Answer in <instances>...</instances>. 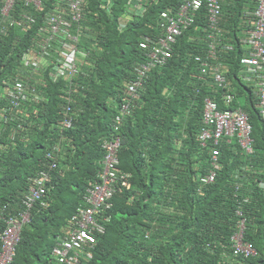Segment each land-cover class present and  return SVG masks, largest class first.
Here are the masks:
<instances>
[{
  "label": "trees",
  "instance_id": "trees-1",
  "mask_svg": "<svg viewBox=\"0 0 264 264\" xmlns=\"http://www.w3.org/2000/svg\"><path fill=\"white\" fill-rule=\"evenodd\" d=\"M3 2L0 235L6 220L24 209L22 200L35 179L43 172L50 175L45 193L22 225L10 264L52 261L57 235L82 203L85 189L100 181L102 141L114 135L120 136L118 170L129 173L128 184L116 183L112 205L97 214L105 231H94V247L85 246L93 256L82 255V264H264V120L257 89L239 75L246 51L242 38L252 26L248 11L256 1L223 0L218 35L202 7L177 36L166 61L154 63L144 74L139 71L146 50L140 42L164 34L160 14L175 12L181 0H145L141 14L130 10L129 0H84L79 22L70 21L66 0H43L39 7L16 0L9 20L1 18ZM58 10L69 23L62 30L77 39L60 33L46 48L47 17ZM214 40L217 54L209 61L221 63L225 88L197 59L207 57ZM70 41L78 54L86 53L83 64L72 78L54 81L53 65L46 63L52 64ZM139 77L141 84L131 93L127 84ZM15 78L32 84L38 80L41 98L23 100L7 111L5 80ZM227 91L235 94L230 106L248 114L252 153L235 136L223 135L218 144L200 138L207 127L205 99L225 109ZM123 103L127 110L117 122ZM67 106L72 113L68 127L62 124ZM215 147L219 155L213 164ZM50 160L56 165L48 169ZM210 169L216 173L214 180L202 182ZM238 210L245 217L243 239L255 248L247 256L233 253ZM1 247L0 237V252Z\"/></svg>",
  "mask_w": 264,
  "mask_h": 264
},
{
  "label": "built area",
  "instance_id": "built-area-1",
  "mask_svg": "<svg viewBox=\"0 0 264 264\" xmlns=\"http://www.w3.org/2000/svg\"><path fill=\"white\" fill-rule=\"evenodd\" d=\"M34 3L37 7L42 5L43 0H27ZM223 0H181L175 12H161V18L164 21L162 27L165 26L164 34L159 36L156 41L150 42L142 40L140 46L146 50V61L141 66V74H144L154 63L162 64L171 55L173 43L176 42L177 36L180 35L182 29L191 24L194 15L201 8H206L208 22L214 30L218 26V18L222 12ZM12 0L7 1L9 8ZM84 0H66V8L70 13V21L79 22L83 18ZM131 5L140 11L143 7L142 0H132ZM6 8V9H7ZM252 26L243 36L242 42L246 46L245 54L240 57L239 75L246 83H251L255 86L258 92L259 110L264 120V0H256V5L252 10L248 11ZM49 21V33L46 37L47 47H51V40L57 34L70 39H77L72 33H69L66 28L68 25L67 19L63 16L62 11L53 12L47 17ZM214 47L213 44H211ZM64 51L61 55L53 59V65L50 71L53 78L56 80L60 77L69 78L78 74L80 65L84 60L86 53L80 55L71 43L63 44ZM214 50L208 54L213 57ZM35 59V57L32 56ZM29 60V59H27ZM35 71L38 72L36 68ZM214 82L225 87L227 84L223 70L218 66L213 72ZM36 84L38 80L35 81ZM43 81H41V84ZM4 92L9 101L8 108L14 109L20 107L22 101L34 100L41 98V92H38L36 84L27 83L21 78L5 80ZM141 84V78L134 79L127 84V88L131 93H135L137 87ZM235 99L232 92H225L223 101L226 105L225 109H220L218 103L206 98L204 104V122L207 127L202 129L200 138L205 141L213 138L214 144H218V140L223 136L238 137L240 145L247 153L253 152L252 126L248 119V114L240 106L231 107L230 104ZM127 103H123L120 108V113L116 116V121L119 122L123 113L127 110ZM69 110L70 108L67 107ZM71 116L68 115L64 122L69 125ZM102 149L104 150L103 170L99 173L100 181L88 186L83 195L82 204L77 206L76 210L68 218L67 224L63 228V233L57 235L56 242L51 250L52 261L48 264H82V255L84 258L90 259L93 256V251L85 249V246L93 248L96 243V235L94 231L103 233L104 225L98 220L97 214L101 209L109 208L112 205L111 198L117 189L116 183L121 185L128 184L129 173L120 172L118 165L120 159L118 150L120 147V136L114 135L111 138L102 141ZM219 149L215 147L212 152V163L216 164L218 159ZM49 158H53L51 153H48ZM49 166H55V162H49ZM215 171L211 169L208 174L201 177L202 182H211L215 178ZM49 175L45 173L42 177L35 180L29 191L23 198L24 209L17 216H10L6 220V227L0 235L2 247L0 252V264H10L15 254V247L20 239V231L24 222L29 220L30 208L34 202L41 197L46 190L45 183L49 181ZM240 215L239 232L234 235L235 243L233 244V253L235 255H250L255 253V248L243 239V231L245 227V217L242 211H237ZM107 217H105L106 219ZM85 249V251H84Z\"/></svg>",
  "mask_w": 264,
  "mask_h": 264
},
{
  "label": "clouds",
  "instance_id": "clouds-1",
  "mask_svg": "<svg viewBox=\"0 0 264 264\" xmlns=\"http://www.w3.org/2000/svg\"><path fill=\"white\" fill-rule=\"evenodd\" d=\"M7 1L8 0H4V2H3V5H2V7H1V18L2 19H4V20H9L10 19V13H11V10H12V8H13V6H14V4H15V2H16V0H12V2H11V4H10V6H9V8H7L8 6H7ZM132 0H129V2H128V4H129V8H130V10L132 11V12H135V14H141L142 12H143V10H144V6H145V0H142V4H143V7H142V9L140 10V11H137L132 5H131V2ZM256 1V0H255ZM222 3H223V1H222ZM256 5V4H255ZM204 7V6H203ZM7 8V9H6ZM132 8V9H131ZM202 8V7H201ZM200 8V9H201ZM205 8V7H204ZM222 8H223V6H222ZM199 9V10H200ZM198 10V11H199ZM197 11V12H198ZM221 14H222V12H221ZM221 14H220V16H221ZM161 15V14H160ZM219 16V17H220ZM206 17H207V14H206ZM208 19V18H207ZM2 23V22H1ZM218 25H219V18H218ZM214 30V29H213ZM215 31L217 32V35H218V33H219V30H218V26H217V29H215ZM181 34V33H180ZM179 36V35H178ZM216 35H211V37H215ZM213 39V38H212ZM216 42H217V40H214V42L212 41L210 44H209V46H210V49H209V51L207 52V57L205 58V57H197V59H202V64H203V66H204V68H203V70L205 71V68L208 66V68H211L212 69V72H211V76L213 77V72H214V68L216 67V66H218L221 70H223V68L221 67V63H211L210 61H211V59H214L215 58V56H216ZM211 44H213L214 45V47H212L211 46ZM211 50H214L215 51V54H214V56L213 57H210L208 54L210 53V51ZM209 59H210V61H209ZM84 61V60H83ZM240 61V60H239ZM82 64H83V62H82ZM223 72H224V70H223ZM224 75H225V73H224ZM52 78H53V76H51ZM225 77H226V75H225ZM60 78H62V77H60ZM60 78H58V79H60ZM214 79V78H213ZM53 80L54 81H56L54 78H53ZM227 80V79H226ZM227 85V84H226ZM226 87V86H225ZM224 87V88H225ZM227 92H229V91H227ZM233 93V92H232ZM235 95V94H234ZM225 104V103H224ZM9 106V105H8ZM122 106V105H121ZM121 106H120V108H121ZM67 107H69L70 108V106H67ZM8 110H10L11 111V108H8L7 107V111ZM120 113V109H119V112H118V114ZM125 113V112H124ZM124 113H123V115H122V117L124 116ZM117 114V115H118ZM68 115H70L71 116V119H72V113H71V108L68 110L67 108H66V115H65V117H64V120H65V118L68 116ZM62 124L63 125H65V126H72V120H71V123L69 124V125H67V124H65V122L64 121H62ZM116 126V124L114 125V127ZM119 157V156H118ZM50 162V161H49ZM49 162H48V169H51V168H53V167H55V166H53V167H50L49 165ZM55 165H56V163H55ZM211 170V169H210ZM209 170V171H210ZM46 172H43V174H42V176L45 174ZM48 174V173H47ZM49 175V174H48ZM42 176H39V177H42ZM205 176V175H204ZM39 177H37V178H39ZM49 177H50V175H49ZM201 179V178H200ZM36 180V179H35ZM49 181H50V178H49ZM86 190V189H85ZM82 204V203H81ZM80 205V204H79ZM78 205V206H79ZM63 228H64V226H63ZM62 233H63V230H62ZM61 234V233H60ZM19 242V241H18ZM56 242V241H55ZM18 244V243H17ZM55 244V243H54ZM54 246V245H53ZM53 248V247H52Z\"/></svg>",
  "mask_w": 264,
  "mask_h": 264
}]
</instances>
